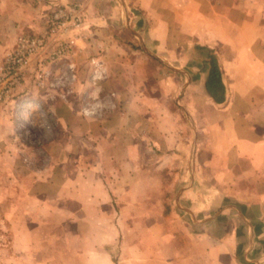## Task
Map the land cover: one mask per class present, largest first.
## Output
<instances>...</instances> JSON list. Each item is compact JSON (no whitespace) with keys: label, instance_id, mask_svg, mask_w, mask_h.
<instances>
[{"label":"crops","instance_id":"crops-1","mask_svg":"<svg viewBox=\"0 0 264 264\" xmlns=\"http://www.w3.org/2000/svg\"><path fill=\"white\" fill-rule=\"evenodd\" d=\"M74 2L76 78L33 183L12 104L0 108V219L81 228L101 264H264V0H0V66ZM196 46L217 58L221 103ZM80 101L110 113L81 116Z\"/></svg>","mask_w":264,"mask_h":264},{"label":"rangeland","instance_id":"rangeland-1","mask_svg":"<svg viewBox=\"0 0 264 264\" xmlns=\"http://www.w3.org/2000/svg\"><path fill=\"white\" fill-rule=\"evenodd\" d=\"M33 33H37V31ZM70 63H73V61L67 57L57 62V64L55 62L49 66L47 65L46 68L48 67L52 74L41 87L36 85L38 65L36 62L33 63L30 73L16 89L14 96L3 105H0V108H5L12 104V116L15 119L18 134L23 139L21 141L24 142L25 148L24 152L17 156L23 165L22 172H25V176L27 172L29 173V176H27L29 183H33L32 179H37L34 174L41 176V173L51 167L54 157L53 155L48 156L44 149H51L55 136L61 137L54 116L56 105L64 103L69 98L65 89L70 82L69 76L67 77ZM84 65L85 63L82 65L83 68ZM59 72L65 74L60 77V75H57ZM90 100L91 103L92 98ZM81 104L84 105L79 110L81 116H86L85 112L88 109L93 111V108H95L93 104L92 106H86L85 104L89 103L85 101ZM94 113L97 116L102 114L104 117L108 116L110 111L103 113L102 109L95 108ZM62 114L65 116L67 111L63 110ZM63 140L60 144L64 143ZM28 147L29 152L27 151ZM39 147H41V150L38 149ZM4 216L7 218L0 219V264H101L99 258H95L88 251L89 246L85 241V232L81 228L61 233V230L53 226L55 225L54 222L47 225L46 228H41V221L37 219V221L25 220L18 213V216L12 220L13 230L9 228L11 223L8 213ZM6 222L9 226L6 225ZM27 223H31V226L26 225ZM34 227L37 229L33 230ZM30 229L33 231H28ZM109 251L112 259L118 262L121 256L120 245L118 243L114 244Z\"/></svg>","mask_w":264,"mask_h":264},{"label":"built area","instance_id":"built-area-1","mask_svg":"<svg viewBox=\"0 0 264 264\" xmlns=\"http://www.w3.org/2000/svg\"><path fill=\"white\" fill-rule=\"evenodd\" d=\"M83 11L79 3H69L67 5H55L49 16L46 26L37 33H26L20 35L16 41V46L5 57L0 66V105L10 100L16 89L25 81L30 73L33 63H37V84L43 86L52 72L46 66L59 62L64 58L74 55L77 39L82 31ZM93 69L91 76L93 80H100L102 71L101 65L92 61ZM70 80H74L75 65H68ZM65 73L59 72L62 77ZM65 97V96H64ZM62 97V98H64ZM88 109L85 115L92 114Z\"/></svg>","mask_w":264,"mask_h":264},{"label":"trees","instance_id":"trees-1","mask_svg":"<svg viewBox=\"0 0 264 264\" xmlns=\"http://www.w3.org/2000/svg\"><path fill=\"white\" fill-rule=\"evenodd\" d=\"M195 51L200 55H204L203 61L208 65V74L206 78V90L216 103H221L224 100V86L221 82V73L217 58L213 51L196 46Z\"/></svg>","mask_w":264,"mask_h":264}]
</instances>
